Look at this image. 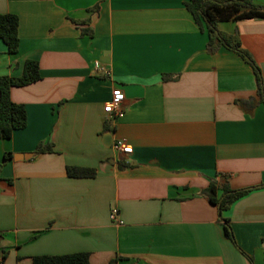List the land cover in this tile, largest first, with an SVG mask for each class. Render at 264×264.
I'll list each match as a JSON object with an SVG mask.
<instances>
[{
  "label": "crops",
  "instance_id": "0c3cea01",
  "mask_svg": "<svg viewBox=\"0 0 264 264\" xmlns=\"http://www.w3.org/2000/svg\"><path fill=\"white\" fill-rule=\"evenodd\" d=\"M186 1L0 0L18 18L0 75L21 76L26 60L40 71L10 90L26 126L0 139V264L77 252L90 264H264V101L236 51L207 50ZM218 29L237 32L264 88V18ZM114 88L122 114L109 122ZM212 179L217 195L249 190L220 214L234 242L203 193Z\"/></svg>",
  "mask_w": 264,
  "mask_h": 264
},
{
  "label": "trees",
  "instance_id": "16d2710c",
  "mask_svg": "<svg viewBox=\"0 0 264 264\" xmlns=\"http://www.w3.org/2000/svg\"><path fill=\"white\" fill-rule=\"evenodd\" d=\"M185 8L192 15L200 30L208 36L206 48L212 51L218 45H223L236 51L253 69L257 90L256 93L264 101L263 80L258 66L252 60L247 51L240 47L237 32L233 34L221 32L218 24L221 22L238 21L242 19L264 18V5L253 3V0H187ZM18 18L14 14L0 13V39L4 42L9 53L18 50ZM40 79L38 63L34 60H26L23 72L19 77L0 75V139H8L15 130L26 126V110L24 105L11 100L12 87L25 86ZM52 144L39 143L36 146L37 153L51 152ZM10 155V153H8ZM121 167V166H120ZM70 177L93 176L94 170L81 167L66 168ZM218 183L212 179L204 190L208 201L216 205L219 211V219L222 222L223 234L230 241L234 238L229 225V220L220 214L226 210L236 199L249 190H231L226 183L222 184V192L217 195ZM115 258L109 264H113ZM30 264H90L88 253L77 252L63 255H35L31 257ZM131 264V263H129Z\"/></svg>",
  "mask_w": 264,
  "mask_h": 264
},
{
  "label": "built area",
  "instance_id": "2783aa9c",
  "mask_svg": "<svg viewBox=\"0 0 264 264\" xmlns=\"http://www.w3.org/2000/svg\"><path fill=\"white\" fill-rule=\"evenodd\" d=\"M95 67L101 71L105 72L106 68L100 66L97 62H95ZM124 100V94L119 88H114L111 91V96L110 99L104 104L103 110L104 113L106 114V119L109 122H113L117 117L121 116L122 114V109L121 105ZM113 149L121 154H127L131 152V147L125 143L124 140H116L113 143ZM111 218L112 220L116 222H120L118 219V211L116 209H113L111 211Z\"/></svg>",
  "mask_w": 264,
  "mask_h": 264
}]
</instances>
